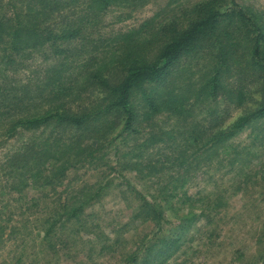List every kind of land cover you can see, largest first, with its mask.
<instances>
[{"label":"rangeland","instance_id":"rangeland-1","mask_svg":"<svg viewBox=\"0 0 264 264\" xmlns=\"http://www.w3.org/2000/svg\"><path fill=\"white\" fill-rule=\"evenodd\" d=\"M199 1L147 0L140 6H110L97 27L82 38L59 43L66 49L64 67L70 68L68 73H77L87 61L94 62L103 51L115 49L124 37L143 39L185 18ZM237 1L264 13V0ZM214 47L205 44L183 59L163 84L137 90L133 104L139 114L134 123L138 131L123 130L120 121L107 137L85 143L90 146L81 156L85 161L68 170L56 191H45L42 197L29 189L21 199L17 193L0 197L6 226L0 239V264H130L128 259L136 253L135 264H147L145 245L154 250L149 264H264V117L226 142L207 143L182 167L169 166L140 177L131 166L167 152L168 144L153 138L159 132L188 130L201 121L199 129L206 142L212 133L208 121L213 110L229 108L224 126L240 115L241 108L224 98L207 97L203 91L216 63ZM54 49L47 44L25 54L14 53L16 61L8 66L11 77L22 79L32 70L59 63L62 55ZM226 75L224 81L238 85L235 75ZM248 85L253 90L257 87ZM144 93L163 101L164 108L153 113L145 107ZM182 98H190L193 115L184 117L173 111L174 100ZM52 134L50 126L18 131L1 146L0 163L27 142L50 140ZM174 145L179 150L185 141L179 137ZM92 151L97 158L91 162L86 158ZM2 174L0 183L5 180ZM95 184L105 186L104 191L60 233L69 243L59 255L54 254L50 245L63 243L44 235L53 204L50 195L56 203L63 202L91 192ZM149 210L161 212L159 223ZM37 230L41 235L34 239Z\"/></svg>","mask_w":264,"mask_h":264},{"label":"trees","instance_id":"trees-1","mask_svg":"<svg viewBox=\"0 0 264 264\" xmlns=\"http://www.w3.org/2000/svg\"><path fill=\"white\" fill-rule=\"evenodd\" d=\"M146 1L0 0V148L20 130L50 126L53 133L50 140L27 142L0 163L5 179L0 183V197L17 193L21 199L29 189L45 197L42 193L56 191V185L75 163L85 161L81 156L90 150L85 143L107 137L120 121L123 130L137 132L134 123L139 114L133 104L134 93L149 84L166 82L183 59L198 53L205 44L215 46L216 59L213 75L203 86L205 96L224 98L241 108L240 115L224 126V113L229 108L213 110L209 121L206 118L212 132L206 142L199 129L201 121L188 130L159 132L153 138L168 144L167 152L156 160L131 163L136 173L145 177L169 166L182 167L207 143L226 142L264 117V13L237 0H201L185 18L163 25L143 39L124 37L115 49L103 51L94 62L87 61L77 73H68L70 68L64 67L63 56L66 49L60 42L82 38L97 27L110 6H140ZM47 44L55 47V54L62 55L59 63L32 70L22 79L11 77L8 66L16 61L14 53L25 54ZM226 74L235 75L238 85L224 81ZM248 83L257 85L256 89ZM144 98L145 107L153 113L164 108L163 101L150 94L144 93ZM174 101L175 113L184 117L194 114V105L187 98ZM179 137L185 145L178 150L174 141ZM89 155L86 160L91 162L97 158L93 151ZM104 189L105 186L95 184L91 192L58 203L50 195L53 204L44 235L50 236V241L57 238L63 243L50 245L54 254L59 255L69 243L60 233ZM148 214L157 223L162 218L161 212L155 210ZM3 221L0 214V239L5 235ZM36 233L34 239L40 237L41 230ZM145 247V263L149 264L154 250L151 245ZM137 259L136 253L128 260L135 264Z\"/></svg>","mask_w":264,"mask_h":264}]
</instances>
